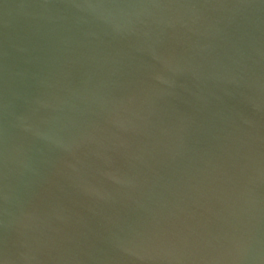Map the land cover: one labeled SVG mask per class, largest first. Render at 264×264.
Returning <instances> with one entry per match:
<instances>
[{
    "label": "water",
    "instance_id": "obj_1",
    "mask_svg": "<svg viewBox=\"0 0 264 264\" xmlns=\"http://www.w3.org/2000/svg\"><path fill=\"white\" fill-rule=\"evenodd\" d=\"M0 264H264V0H0Z\"/></svg>",
    "mask_w": 264,
    "mask_h": 264
}]
</instances>
